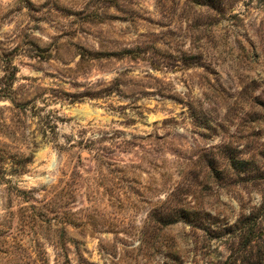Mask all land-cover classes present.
<instances>
[{
  "label": "rangeland",
  "instance_id": "rangeland-1",
  "mask_svg": "<svg viewBox=\"0 0 264 264\" xmlns=\"http://www.w3.org/2000/svg\"><path fill=\"white\" fill-rule=\"evenodd\" d=\"M263 200L264 0H0V264H234Z\"/></svg>",
  "mask_w": 264,
  "mask_h": 264
},
{
  "label": "trees",
  "instance_id": "trees-1",
  "mask_svg": "<svg viewBox=\"0 0 264 264\" xmlns=\"http://www.w3.org/2000/svg\"><path fill=\"white\" fill-rule=\"evenodd\" d=\"M244 221L245 222H243L242 226L243 229L244 226L249 225L247 228L244 229V241L242 242V244H240V248L237 247L239 244L234 247L233 245H231L229 258L231 257L233 259L234 264H237V261H239V264H264V253H262V255H255L251 246L253 238L257 236L256 233L259 225H264V200L257 209L251 211L244 218ZM173 222L174 221H168L163 222V224H170Z\"/></svg>",
  "mask_w": 264,
  "mask_h": 264
}]
</instances>
